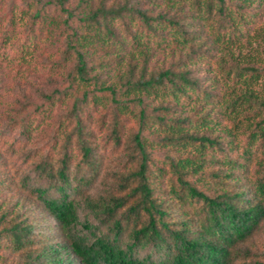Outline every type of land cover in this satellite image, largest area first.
<instances>
[{
	"label": "trees",
	"instance_id": "trees-1",
	"mask_svg": "<svg viewBox=\"0 0 264 264\" xmlns=\"http://www.w3.org/2000/svg\"><path fill=\"white\" fill-rule=\"evenodd\" d=\"M4 60L0 264H264V0H0Z\"/></svg>",
	"mask_w": 264,
	"mask_h": 264
},
{
	"label": "rangeland",
	"instance_id": "rangeland-1",
	"mask_svg": "<svg viewBox=\"0 0 264 264\" xmlns=\"http://www.w3.org/2000/svg\"><path fill=\"white\" fill-rule=\"evenodd\" d=\"M19 35H20V37L26 36V32L24 30H22V33H20ZM6 62H7L6 60L0 61V65L2 64L3 65V68H5ZM6 75L7 74L4 73V76H6ZM15 83H17V81L13 80L12 78H10L8 76L5 77V83H4V85H5L4 87L5 88H4V90H5V92L8 93V96H10V97L12 96V93H13V91H12V93H10V91H11L10 88H11L12 85H15ZM24 85H25V83H24ZM12 259H13V257L12 258L10 257L9 261H11Z\"/></svg>",
	"mask_w": 264,
	"mask_h": 264
}]
</instances>
